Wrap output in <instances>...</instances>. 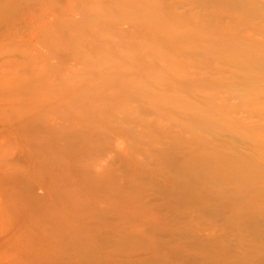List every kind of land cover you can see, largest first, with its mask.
<instances>
[{
    "label": "rangeland",
    "instance_id": "374dc122",
    "mask_svg": "<svg viewBox=\"0 0 264 264\" xmlns=\"http://www.w3.org/2000/svg\"><path fill=\"white\" fill-rule=\"evenodd\" d=\"M256 17L264 0H0V264H198L194 241L246 246L205 213L203 135L214 107L261 129L230 81L239 40L264 54Z\"/></svg>",
    "mask_w": 264,
    "mask_h": 264
},
{
    "label": "bare ground",
    "instance_id": "6f19581e",
    "mask_svg": "<svg viewBox=\"0 0 264 264\" xmlns=\"http://www.w3.org/2000/svg\"><path fill=\"white\" fill-rule=\"evenodd\" d=\"M256 19L262 20L260 17H256ZM237 54L236 66L240 65V68H238V74L235 77L233 75L230 81L242 95L240 109H248L246 119L249 121L256 119L260 122L258 127L261 129L257 132H240V134L235 131L238 126L227 116L226 111H220L216 107L210 109L221 116L219 120L213 118L207 122V125H214V127L208 125L209 133L207 134L210 135V133L218 131L223 139V132H228L233 138L230 139L231 142L224 141L223 144L222 142L218 144L212 137L207 134L203 135V142L206 145L203 155L205 166L204 209L206 210L204 211L207 215L212 214V204L215 203L218 211L216 217L223 220L222 227H231L233 229L232 238L235 240L250 242L246 246L239 245L237 249L236 247L234 249L225 248V245H222V249L218 250V246H214V244L224 240L225 237L221 234L211 237L214 239L211 242L215 249L206 253L207 246L199 247L196 245L197 241H194V244L189 247V251L199 250L204 254L203 260L198 264H250L248 257L260 249L257 239L263 238L261 234H263L262 226L264 224H260L264 223V118L262 117L264 111L258 100L264 96V54L241 40H239ZM240 125L249 131L248 126ZM226 139L228 140L227 137ZM246 148L252 154L245 150L240 152V149ZM189 264L197 263L192 260Z\"/></svg>",
    "mask_w": 264,
    "mask_h": 264
}]
</instances>
